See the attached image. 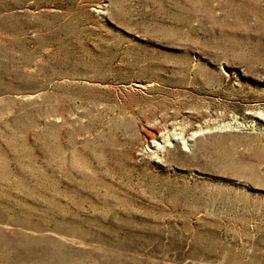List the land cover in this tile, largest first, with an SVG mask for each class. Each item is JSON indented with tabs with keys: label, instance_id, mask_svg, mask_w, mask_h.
<instances>
[{
	"label": "rangeland",
	"instance_id": "rangeland-1",
	"mask_svg": "<svg viewBox=\"0 0 264 264\" xmlns=\"http://www.w3.org/2000/svg\"><path fill=\"white\" fill-rule=\"evenodd\" d=\"M0 264H264V0H0Z\"/></svg>",
	"mask_w": 264,
	"mask_h": 264
}]
</instances>
